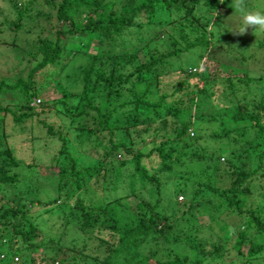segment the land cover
Wrapping results in <instances>:
<instances>
[{"label": "rangeland", "instance_id": "374dc122", "mask_svg": "<svg viewBox=\"0 0 264 264\" xmlns=\"http://www.w3.org/2000/svg\"><path fill=\"white\" fill-rule=\"evenodd\" d=\"M30 1H33L31 5ZM107 1H111L113 9L117 14H120L121 8L128 0ZM195 2V8L188 16L185 15V10L180 8L177 12L174 9L173 16H170L171 18H168V20H164L165 17H163L167 13L156 14L157 18L153 19L150 24L147 23V19L144 16L135 18L134 25L123 32L124 35L119 38L114 48L109 43H106L105 47H100L97 39H94L89 45V50L95 52L97 49L93 54L95 57L91 58L88 53L75 52V55L66 61L67 54L65 53V57L60 58L58 62L55 60L54 64L38 70L30 78L31 87L35 89V94H31V101H26L24 99L26 93L22 94L18 90L4 88L1 90L0 108L9 107L17 116L18 113L22 112L18 108L24 104L33 107L34 111L32 116L23 117L18 123L14 122L10 113L4 116L3 129L5 131L6 145L2 144V147H7L12 151L11 153L17 165H11L8 170L9 175H16L15 181L11 184H0V205L3 204L6 209L15 205H25L23 210H26L37 224V229L40 231L42 238L46 241L51 240L49 242L50 247L48 245L44 250L47 255L57 253V260L65 257L64 254L68 252L58 250L60 246L72 247L76 252L84 247L86 253L103 255L107 248L105 245L100 244L97 238L109 240L111 232L98 230L94 233L88 231L82 234L79 232L81 224L79 217L75 219L68 216L66 220L63 211H69L77 200L92 206L109 203L117 198H119V201L121 199L122 202L128 201L132 205L139 204L144 200H152L155 196L157 185L153 181L148 182L140 179L135 172L132 157L136 152L147 151V146L153 147L156 142L174 138L172 129L167 133L158 130L156 133H149L145 143L132 145L131 137H128L125 132L117 131L114 141L125 143L126 147L131 149V154L125 155L118 151L111 158L104 159L102 153L104 146L108 145L107 131H102L101 134L96 133L92 137H86L77 128L78 122H87V127L89 128L100 127L102 120L97 116V111L87 108V113L83 117H76L73 120L66 112L67 110L74 112V107L78 104L79 108L81 104L80 98H83L80 81L82 74L78 69L79 67H90L88 74L91 81H93L98 71L109 73L111 62L108 59L109 56H117L123 52L128 55L138 54L144 57V61H149L153 56L158 62L156 66L152 67L157 74V78L155 79L154 75L148 71L142 72L141 80L136 85L133 84L134 79L131 78L128 83L124 84L121 96L113 97L110 105H120L122 101L128 102L132 100L131 91L134 93L141 91L143 82L146 84L153 83V85L148 87L150 92L147 98L152 102H156L160 95H167L164 103L158 106L157 109L151 110L152 112L149 114L155 117L156 126L158 119L153 111H157L162 117L166 113L165 107L170 106L171 100L185 97L178 92V95H172L173 89H175L174 86L183 79L182 70H187L193 74L200 73L203 69L213 72L220 69L218 64L214 63V61L218 62L219 58L230 69V71L228 69L225 70L228 71L227 75H231L232 69L234 74L240 77L245 74L247 79L248 77L252 79V82H250L252 87L254 86V81L262 78L263 86L259 83V87L262 88V93H264V32L258 31L254 35L255 30L249 28L244 35L234 34L241 25V19L240 15L238 13L234 14V9L229 6L232 0H223V2L221 0H195ZM43 3V0H0V81L5 82V84L14 83L18 76L28 81V73L41 58V55L32 58V53L29 52L31 50L30 45L37 43L39 37H44L52 42L55 40L56 26L59 24L55 22L54 18L47 20L33 16V18H30L29 23L23 22L25 29H29L25 33L20 31L17 36L12 30V24L18 22V13L23 10L25 5L30 6L35 12L38 10L50 11L49 7ZM248 8L264 12V0H248ZM215 13H218V15H215ZM10 29L12 32H10ZM84 39L80 35L73 37L64 36L61 41L66 43L65 48H71L78 43L80 44ZM202 40L210 43V45L199 44V41ZM187 45L194 46L182 51ZM175 51L179 53L167 55ZM63 62H66V66H62ZM137 65H140V62L136 60L128 64L122 72L125 74L128 71H132ZM225 71L221 73L224 77L226 76ZM155 84L157 90L154 89ZM225 88V83L221 84L220 81H217V83L212 82L208 86V92L218 94V91H222L227 94L229 91H226ZM241 88L244 87L242 86ZM246 91L247 89L238 91V97H241L242 93ZM248 92L245 95H248ZM77 95L81 96L78 98ZM106 95L107 91L104 90H97L89 95L92 106L99 108L101 113H106L110 107L107 105L108 99ZM203 99H198V102L192 104L191 108L186 112L187 115H191L197 121L194 125L196 129L191 128L189 131L190 137H194L196 133L197 135H202V137L192 148L186 151L185 155L181 156V162H173L174 159L163 161L164 164L171 165V170H165L166 168H163V163L158 158L151 156L143 159L142 163L148 169L149 175L160 179L159 191L161 198L162 194H165L164 190L167 189L172 192L171 197L174 199L173 195H175L176 190L184 185V181L187 178L194 180V183L196 181H213L214 174H211L212 172L209 170H205L207 169L205 162L208 161L209 156L214 153L216 156L224 158L225 153L223 151L226 150L227 144L230 145L231 149L235 148V150L240 147V142L235 143L232 141L237 137L236 135L230 134L218 140L212 137V131L218 134L224 129L234 127L238 128V130H245L246 134L243 136L242 142L252 136L247 131L248 122L230 123L227 118L223 117L224 115L219 106H224L225 102L212 101L209 97H204ZM130 106L129 104L120 108L118 110L119 114L126 111ZM211 113L216 116L218 114L219 118L213 122L204 121ZM44 124L52 127L53 134L48 132ZM59 135L64 137V141L58 138ZM237 138L238 140L240 139V137ZM132 140L136 142L137 139L133 138ZM171 148L181 150L182 143L176 144L173 141L172 144L166 145L165 150L168 152ZM193 148L202 151V160L189 157L190 150ZM61 149H67L80 170L83 171V168L98 163L99 166H96V168L100 170V173L97 172L92 175L91 173H84L82 178L83 187L81 189L74 190L72 188L70 190L67 186L62 187V194L69 189L70 193L67 198H65L64 194H61L59 201L54 204L49 206L39 204V201H47L56 195L55 190L58 184V165L56 164L57 162H64V155H59ZM182 152H184V149ZM6 161L10 162L9 160ZM252 161L257 162L256 155H253ZM259 172L264 173L261 170ZM250 187L251 193L255 194L254 197L259 193L261 195V192L264 195V177L261 178L256 175L251 181ZM126 195L131 196L125 200ZM209 195L206 191L198 195L199 197H205L203 209H197L195 219L191 222L183 225V222L180 221L178 228L187 231L189 226L194 227L205 223L206 229L209 231L205 238L210 239L209 241L212 242L216 238L223 236L218 223H216L219 220H215L220 216L219 214L222 213V210L220 212L214 210L215 207L213 206L220 204L221 201H217L212 194L214 202L216 201L215 204L211 207L206 205ZM185 198L186 196L180 193L176 196V201L183 202ZM31 199H33L32 203L29 202ZM58 205H62V210L61 208H55ZM160 206L166 215L174 213V210L169 208L170 203L168 200H162ZM225 209L226 206H224L223 210ZM1 211L2 209H0ZM175 216L178 218L180 214L176 213ZM211 216H214V221L209 219ZM194 233L195 231L191 235ZM201 235L203 237L202 233ZM181 238L183 239L182 234ZM234 241L235 236L231 235L224 253L222 255L219 254L217 259H211L210 263L242 264L245 259L237 256L236 251L232 249ZM183 244L184 246L182 247H173L174 250L182 256L188 255L192 258L191 249L185 239ZM51 248H55V250L52 251ZM40 251L41 249L33 252V254L39 256ZM66 257L71 262L72 258H76V260L82 258L78 252L69 253ZM64 264H67V262Z\"/></svg>", "mask_w": 264, "mask_h": 264}, {"label": "trees", "instance_id": "16d2710c", "mask_svg": "<svg viewBox=\"0 0 264 264\" xmlns=\"http://www.w3.org/2000/svg\"><path fill=\"white\" fill-rule=\"evenodd\" d=\"M43 2L49 7L50 11L38 10L35 12L30 6L25 5L23 10L18 13V22L12 24V30L16 35L20 31L25 33L29 29H25L23 22L29 23L30 18H33V16L47 20L54 18L55 22L59 24L56 26L55 40L52 42L44 37H39L37 43L30 45L31 50L29 52L32 53V58H36L39 55H41V58L28 73V81H25L21 76H18L15 82L10 85L0 81V92L3 88L18 90L22 94L26 93L24 96L26 101H31V94H35V89L31 87L32 82L29 81L30 78L38 70L54 64L55 60L58 62L60 58L65 57V53L67 54L66 61L75 55V52L88 53L91 58L95 57L93 54L97 49L95 52L89 50V45L94 39H97L100 47H105L106 43H109L114 48L119 38L124 35L123 32L134 25L135 18L144 16L147 19V23L150 24L153 19L157 18L156 14L167 13L163 17H165L164 20H168V18H171L170 16H173L174 9L177 12L180 8H183L185 15L188 16L196 5L195 0H128L121 8L120 14H117L113 9V3L107 0H43ZM32 3L33 1H30V5ZM76 35L83 36L85 39L80 44L65 48L66 43L61 41L63 37ZM199 44L210 45V43L203 40L199 41ZM193 46L187 45L182 51ZM177 53L179 52L175 51L167 55ZM137 55H128L123 52L117 56H109L108 59L111 60L109 73L98 71L93 81H91L88 74L90 67H79L78 69L82 74L80 81L83 98H80L81 104L79 108L78 104L74 107V112H69L68 110L66 112L73 120L76 117H83L87 113V108L97 111V116L102 120L100 127L89 128L87 127V122H78L77 128L86 137H92L96 133L101 134L102 131H107L108 145L104 146L102 153L104 159L111 158L118 151L125 155L131 154V149L127 148L125 143L114 141L117 131L125 132L128 137H131V144L134 145L145 143L149 133H156L158 130L167 133L172 129L174 132L173 139L156 142L153 147L147 146V151L136 152L132 157L135 172L140 179L148 182L153 181L157 185L154 198L150 201H141L136 205H132L128 201L122 202L121 199L119 201V198L96 206L87 205L77 200L69 211L66 212L64 210L63 215L66 216V220L68 216L75 219L79 217L81 221L79 232L82 234L88 231L94 233L98 230L111 232L109 240L97 238L100 244L105 245L107 248L103 255L86 253L85 248L82 247L77 250L82 258L79 260L72 258V262L68 261L66 257L69 253H77L72 247H59L58 250L68 252L60 260H57V253H50V255L45 253L44 250L48 245L50 247L49 242L51 240L46 241L42 238L40 231L37 229V224L26 210H23L25 205H15L6 209L1 204L0 264H14V259H17L16 264H64L65 262L67 264H207L210 263L211 259H217L219 254L222 255L224 253L231 235L235 236L232 249L236 251L237 256L245 259L242 264H264V195L261 192V195L259 193L254 197L255 194L250 191V183L254 177L256 175L261 178L264 177V173L259 172L260 170L261 172L264 171V93H262V88L259 87V83L263 86L262 78L254 81V86L252 87L250 83L252 79L250 77L247 79L245 74L240 77L235 75L232 69L231 75H227L228 71L225 70L228 69L230 71V69L226 67L228 65L225 66L220 61L221 58L217 60L218 62L214 61L220 69L213 72L203 69L202 72L193 74L187 70H182L183 79L174 86L175 89H173L172 95L181 93L185 97L171 100L170 106L165 107L166 113L162 117L157 111H153L158 119L156 126L155 117L149 114L152 112L151 110L157 109L158 106L164 103L167 95H160L156 102H152L147 98L150 92L148 87L153 85V83L146 84L143 82L141 91L137 93L131 91L132 100L128 102L122 101L120 105H110L113 97L121 96L124 84L128 83L131 78L134 79V85L140 82L144 71L150 72L155 79L157 78L155 70L152 69V67L157 65V60L152 56L149 61H144L143 56ZM136 60L140 62V65L135 66L132 71L124 74L122 70ZM62 66H66V62H63ZM222 71L226 72L225 77L221 75ZM217 81H220L221 84L225 83V90L229 91L227 94L222 91H218V94L208 92V86L212 82L217 83ZM242 86L244 88H241ZM154 89L157 90L156 84ZM243 89H247L249 94L245 95L246 91L242 93L241 97H238V91H243ZM97 90L107 91V97H105L108 99L107 105L110 107L106 113H101L99 108L91 104L89 95ZM80 96L77 95L78 98ZM204 97H209L216 102H225L224 106H219L224 115L223 117L227 118L230 123L248 122L247 131L252 136L242 142L241 140L246 134L245 130H238V128L234 127L224 129L218 134L212 131V137L218 140L230 134L240 137L239 140L237 137L232 140L235 143L240 142V147L235 150V148L231 149L230 145L227 144L226 150L223 151L225 153L224 158L216 156L214 153L209 156L208 161L205 162L207 164V169L205 170H209L212 172L211 174H214L213 181H196L194 183V180L187 178L184 181V185L176 190L175 195H173L174 199L171 197L172 192L167 189L164 190L165 194H162L161 198L159 191L160 179L149 175L148 169L142 163L143 159L154 156L162 163L171 159H174L173 162H181V156L185 155L186 151L192 148L202 137V135H197V133L194 137H190L189 131L191 128H195L194 125L197 121L191 115H187L186 112L191 108L192 104H196L198 99L202 100ZM129 104L131 106L119 114L118 110ZM18 109L22 112L18 113L17 116L9 107L0 108V184H11L15 181L16 175H9L8 170L11 165H17L11 153L12 151L7 147H2V144L6 145L5 131L3 129L4 116L10 113L14 122L18 123L23 117L32 116L34 111L33 107H29L26 104L21 105ZM217 118H219L218 114L216 116L211 113L204 121L213 122ZM44 126L47 127L49 133L53 134L51 126L45 124ZM58 138L64 141V137L59 135ZM133 138L137 139L136 142L132 140ZM173 141L176 144L182 143V149L171 148L167 152L165 150L166 145L172 144ZM183 149L184 152H182ZM190 152L189 157L191 159H201L203 157L201 150L193 148ZM59 155H64V162H57L56 164L58 165L56 195L47 201H39V204L49 206L58 202L64 186L69 187L70 190L72 188L74 190L81 189L83 187L82 178L84 173H91V175L97 172L100 173V170L96 168V166H99L98 163L83 168V171L80 170L67 149H61ZM253 155L257 156L256 163L252 161ZM163 168L171 170V165L163 163ZM203 191L210 194L206 205L211 207L215 204L216 201L214 202L213 197L217 201H221L220 204L213 207H215L214 210L216 212L222 210V213L219 214L220 216L217 215L219 217L215 220H219L216 223H218L223 236L216 238L212 242L209 241L210 239L205 238L209 232L205 223L194 227L189 226L187 231L178 228L180 221L183 222V225L191 222L195 219L197 209H203L205 197L198 196ZM69 193V189L63 193L65 198L68 197ZM180 193L186 196L183 202L176 201V196ZM129 196L126 195L124 199L127 200ZM162 200L169 201L170 207H168L174 210L173 214L166 215L162 211L160 206ZM29 202L32 203L33 199L29 200ZM224 206H226L225 210H223ZM55 208H61L62 210V205H58ZM176 213L180 214V217L177 218L175 216ZM213 218L214 216H211L209 219L214 221ZM193 231L195 233L191 235ZM184 239L189 244L192 258L188 255L182 256L173 248L175 246H184V244L182 245ZM58 241L60 242V240ZM40 249L39 256L33 254V252ZM51 249L52 251L55 250V248Z\"/></svg>", "mask_w": 264, "mask_h": 264}, {"label": "clouds", "instance_id": "9594fccd", "mask_svg": "<svg viewBox=\"0 0 264 264\" xmlns=\"http://www.w3.org/2000/svg\"><path fill=\"white\" fill-rule=\"evenodd\" d=\"M223 2V0H221ZM234 9V14H239L241 25L238 31L234 32L237 35H244L249 28L254 29L256 32H264V12L248 8V0H232L229 5ZM218 15V13H215Z\"/></svg>", "mask_w": 264, "mask_h": 264}, {"label": "built area", "instance_id": "2783aa9c", "mask_svg": "<svg viewBox=\"0 0 264 264\" xmlns=\"http://www.w3.org/2000/svg\"><path fill=\"white\" fill-rule=\"evenodd\" d=\"M16 261H17V259H14V262H15L14 264H16Z\"/></svg>", "mask_w": 264, "mask_h": 264}]
</instances>
